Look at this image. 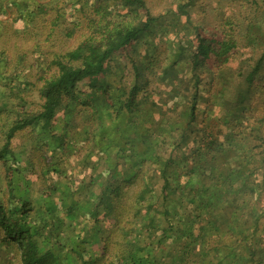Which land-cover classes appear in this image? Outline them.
Returning a JSON list of instances; mask_svg holds the SVG:
<instances>
[{
    "label": "trees",
    "instance_id": "trees-1",
    "mask_svg": "<svg viewBox=\"0 0 264 264\" xmlns=\"http://www.w3.org/2000/svg\"><path fill=\"white\" fill-rule=\"evenodd\" d=\"M2 175L0 264H264V0H0Z\"/></svg>",
    "mask_w": 264,
    "mask_h": 264
},
{
    "label": "rangeland",
    "instance_id": "rangeland-1",
    "mask_svg": "<svg viewBox=\"0 0 264 264\" xmlns=\"http://www.w3.org/2000/svg\"><path fill=\"white\" fill-rule=\"evenodd\" d=\"M211 0H207L208 3H210ZM262 1V0H261ZM202 15V14H201ZM204 19L206 20V16H202L201 18H197V20L194 22L195 25H199V24H202L204 22ZM207 21V20H206ZM207 23L206 25V39H207V42L209 44V46H212V48L214 50L218 49V44L219 42H221V37H220V34L218 33V31L216 30L215 27H212L210 26V24L208 22H205ZM212 40V41H211ZM196 43V42H195ZM194 47V46H193ZM161 49H167V44H164L163 47ZM123 58L126 59V64L127 66H129V69L128 71L126 72L125 74V78H124V82L125 84H130L132 83L133 81V78H134V67H133V64L130 60V56H128L126 53L123 54ZM127 56V57H126ZM124 59V60H125ZM206 67H205V70L204 72L202 73V83L204 86V88H208V82H209V79H210V75L209 74V71L212 70V72H216L218 71L219 67H220V63H219V60L217 59L216 56H213V59L211 60H207L206 62ZM189 65H186L185 66V70L182 71L181 74L182 75V79L184 80L183 81V85L180 84V89H181V95L180 97L177 98V100H170L169 96H170V91L172 90V86H171V83H165L164 85H161L160 86V89H159V94H153V95H156L154 96V98L157 100V102L159 103L160 105V108L158 109V114L160 113V111H166L168 109H170V111L168 110L167 113L168 114H173L174 111H172L174 108H175V103L177 102V104L179 105L178 108H177V112L175 113H179L178 110L181 109V106L183 107L185 104H187V95L184 94V91L190 86V72H191V69L189 70L188 69ZM121 68L120 66V62L118 60H115L114 62H112V69L114 71H118L119 69ZM211 69V70H210ZM205 71L207 73H205ZM189 81V82H188ZM171 82V81H170ZM170 84V85H169ZM155 87L154 85H151L149 87V91H152V90H155ZM161 90H162V93H161ZM146 95H148V93H144L142 94V98L145 97ZM168 102V104H166ZM206 103L203 104V106H205ZM80 142V140H79ZM81 143V142H80ZM77 146L74 147V145H70V150L72 151V153L74 154L75 152H77ZM78 153V152H77ZM77 158L81 157V156H78L76 155ZM85 157H82L81 160H80V163L77 165L76 163L75 164H71L70 161L72 163H74V158L72 159H65L64 161V158L62 159L63 162H61V166L60 167H64V169H68L69 170V173H73V177L72 179L76 181V184L80 183L81 180H87L88 183L91 182V179L90 177L92 176V174L94 173V171H98V167L93 170V162L96 161V158H91L89 159L88 157L85 158ZM106 162V166L107 168L109 169H112L115 165V161L112 160V159H106L105 160ZM59 166H57V168L60 170L59 172H61L62 168H60ZM63 171V170H62ZM60 174V175H59ZM58 176H54L53 175V178L56 180V179H60V181H62L61 179H64V175H63V172L62 173H58L57 174ZM21 176H23V179L26 180L25 183L28 181L30 182V184H34V187L37 186V189H46V181L43 179V178H39L37 175H35L32 171H29L27 168H23L21 169ZM52 177L49 179L50 182H53L54 179ZM38 182V184L36 183ZM68 183V181L66 182ZM62 184L63 181H62ZM43 186L42 188L40 186ZM79 185V184H78ZM103 184L100 182L97 184V187L94 189V193L98 192L101 188ZM66 184H64V188H65ZM0 189L2 190H5L7 189V184H6V181H5V178L4 176L2 175L1 179H0ZM33 187V186H32ZM31 188H29L28 186L24 187L22 185L18 186L17 187V190H16V193H23L25 195V197L27 196L28 198L32 199V200H35L36 197L38 196V194L41 192V191H35V193H33L31 191ZM33 187V189H34ZM57 198H53V202H55L57 205L61 204V201L59 198V194L56 196ZM106 225H108V223H106ZM6 259L5 257H2V253H1V259H0V262H5Z\"/></svg>",
    "mask_w": 264,
    "mask_h": 264
}]
</instances>
